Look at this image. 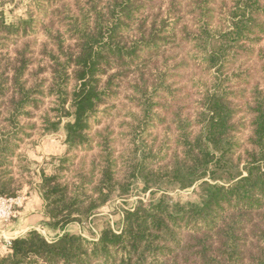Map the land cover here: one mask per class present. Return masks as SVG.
I'll return each instance as SVG.
<instances>
[{"label":"trees","instance_id":"1","mask_svg":"<svg viewBox=\"0 0 264 264\" xmlns=\"http://www.w3.org/2000/svg\"><path fill=\"white\" fill-rule=\"evenodd\" d=\"M175 1L168 7L171 20L182 12ZM212 1H194L200 26L193 38L209 68L223 69L229 57H237L230 50L253 54L245 46L264 35V0H234L229 26L217 34L207 22ZM38 2L39 18L8 24L0 15V35L7 41L26 39L37 27L52 40L43 54L50 63L45 67L49 78L39 84L34 79L30 86L36 51L29 44L0 61V196H18L39 181L44 226L56 237L48 240L32 231L13 239L0 264H264V87L248 92L251 78L243 79L242 73L230 83L215 77V84L202 92L197 122L184 119L160 65L163 47L181 34L180 20L174 26L165 20L152 23L146 12L158 2ZM239 82L245 88L232 91L229 84L235 88ZM126 83H134L145 119L160 111L175 113L179 120L178 126L165 127L160 146H149L153 126H143L146 120L131 126L135 151L117 156L108 129L99 132L96 125L109 117ZM44 95L54 97L57 115V121L45 120L44 130L48 135L63 130L67 149L34 168L19 153L24 138H31L19 121L29 109L40 108L38 97ZM6 102L9 126H2ZM242 113V122L236 121ZM244 130L249 134L240 144ZM137 180L151 198L124 210L118 231L107 223L97 234L90 232L92 240L67 231L71 224H90L111 200L128 197ZM194 187L195 201L169 194V189Z\"/></svg>","mask_w":264,"mask_h":264},{"label":"rangeland","instance_id":"2","mask_svg":"<svg viewBox=\"0 0 264 264\" xmlns=\"http://www.w3.org/2000/svg\"><path fill=\"white\" fill-rule=\"evenodd\" d=\"M154 1L158 3H150L148 6H153V8L150 9V7H148L146 12V14H151L152 23L156 22L158 25H162L165 20V24H168V26L172 24L171 26H174V22L180 20L179 28H181V31L178 29L177 31L181 32V34L171 38L170 42H167V47H163L160 65L164 66L161 67L163 73L169 75V77H167V86H169L167 91L173 93V97L178 99V105L175 104V106H177V108L178 106L181 107L184 119L190 118V121L197 122V114L199 113L201 103H203L201 97L202 92L205 91L206 88H210L215 84V77L219 76L221 77H218L219 79L224 80L226 83H230V80H233L234 78L236 80L237 77H240L243 74V79H248V77L251 78L248 88V92L250 93H252L256 87H264V72L261 69L262 64L264 63L262 60V57H264V35L259 37L261 38L260 41L251 39L250 42H246L245 49L252 50V55L249 53V56V54L245 52L234 53L233 50H230L231 53L237 54V57H233L232 55L228 60L227 56L228 63L225 64L223 69H210L207 62L204 60L205 52L198 51L200 48H197V42L193 38L194 34L197 32L196 28L200 26L199 21L193 13L196 8L194 3L195 0H176L175 2L179 4V8L180 10L182 9V12L177 13L175 19L172 20L168 9V7H170V0ZM161 1L162 3H160ZM38 4V0H0V15L3 16L8 24H18L20 20H26L31 17V15H34L35 18H39L38 14L35 13L37 12ZM234 4V0H213L211 6H208L209 14L207 15H210V19H208L207 22L210 24V29L213 34L225 31L228 28L229 19L227 15ZM160 7L162 8L159 9ZM146 16L147 15H144L141 18L143 19ZM40 21L41 23L50 24V20L48 19L42 20L40 18ZM39 28L40 27H37L36 31L26 39H13L7 41L6 38L0 35V61H5L4 58L7 59L9 57H14L16 50L25 51V44H29L31 46L30 49L36 51L34 57L29 55L32 59L31 62L33 63V65L30 66V74L32 76H28L27 74L25 77H29L30 86L34 85V79H36L39 84L41 81H44L45 78H49L47 72L49 69H46L45 67L50 63L43 54L45 52V44L46 46L49 45V42L52 40L43 33V30H39ZM49 48H51V46H49ZM49 48L48 50H50ZM168 58H170V61L164 64L165 60ZM240 84V82L236 84L235 88L233 86L234 83L233 85L229 84V86L233 87L232 91L237 92L238 90L245 88L243 85L239 86ZM133 87L134 83H126L120 92L117 102L114 104V110L109 113V117H101L103 118L101 124L96 125L99 132L108 129L110 140L112 142L115 141L114 145L112 144V147L116 150L117 156L123 153L130 156L134 150V146L132 145L133 138L131 135L133 130L131 126H142L140 123H143L145 120L147 123L143 126H153L151 133H148L150 135V138L147 139L150 142H148L149 146H151L152 142H156L157 146L161 145L166 126H178L175 121H178L179 119L173 118L175 113L172 115H170V113H168L169 115H165L164 112L159 111L152 115L154 117L145 119L143 115L140 114L142 104L141 101L139 103L137 99H135L136 96ZM46 92L48 93L47 87H45V94H47ZM250 93H248L249 95H247V98L251 97ZM160 94L161 96H166L165 93ZM38 98H40L38 104L40 108L36 109L34 107L33 109H29L27 115L22 118L20 117V125L27 128L26 134H30L31 137L24 138L22 146L25 144L33 145L38 143L48 135L44 130L46 128L45 120L47 118L51 119V121H57L54 97L44 95ZM7 104L8 103L6 102L3 106H7V108H3L4 116L2 118L3 121L1 120L2 126H9L8 121L4 120V118L8 117L7 109L11 108ZM166 104L167 106L170 105L169 102H166ZM244 105L245 103L241 104V107L243 108ZM157 115H161L159 116L160 118H158ZM135 117H137V121H134ZM244 117L245 113L238 114L236 121L242 122ZM160 119L165 120L168 125L164 124V121L161 122ZM64 122H66V120H64ZM60 133L61 132L57 134ZM248 134L249 131L244 130L243 135H239L238 140L240 141V144L241 142L245 144ZM97 153V150L93 151L91 152V156ZM82 155L83 154H80L79 157L81 158ZM78 163L79 161L77 160L76 164ZM47 168H49V166ZM50 170L51 168L49 171ZM142 187V182L137 180L128 197L111 200L107 205L100 208L99 213L95 216L96 218L91 221L90 224L84 226L71 224L67 227V231L71 234H80L89 240L93 239V235L90 232L97 234V232L107 225V223L110 224L114 230L118 231L122 227L124 210L135 207L140 201L145 204L149 202L151 192L144 193L141 190ZM194 189L195 187L184 191L179 189H169V194L175 200H181L182 202L195 201L196 197L193 194ZM153 191L156 190L154 189ZM157 196H159V194ZM42 235L48 240H53L56 237V234L52 232Z\"/></svg>","mask_w":264,"mask_h":264},{"label":"crops","instance_id":"3","mask_svg":"<svg viewBox=\"0 0 264 264\" xmlns=\"http://www.w3.org/2000/svg\"><path fill=\"white\" fill-rule=\"evenodd\" d=\"M60 134H50L38 143L33 145H23L19 153L38 168L50 158H60L65 155L67 146L65 145V132ZM38 182L35 180L31 186H26L23 194L27 196V201L23 208L19 209L17 216L5 228L0 227V256L6 253L8 240L24 237L32 231L45 234L49 233L44 226L47 221L45 214V201L38 189Z\"/></svg>","mask_w":264,"mask_h":264},{"label":"built area","instance_id":"4","mask_svg":"<svg viewBox=\"0 0 264 264\" xmlns=\"http://www.w3.org/2000/svg\"><path fill=\"white\" fill-rule=\"evenodd\" d=\"M27 201L25 194H20L15 197L0 196V227L5 228L17 216L19 209L23 208ZM11 240L7 241L6 246L10 244Z\"/></svg>","mask_w":264,"mask_h":264}]
</instances>
